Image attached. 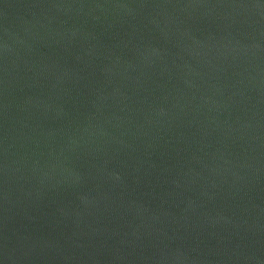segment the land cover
<instances>
[{
  "label": "water",
  "instance_id": "water-1",
  "mask_svg": "<svg viewBox=\"0 0 264 264\" xmlns=\"http://www.w3.org/2000/svg\"><path fill=\"white\" fill-rule=\"evenodd\" d=\"M0 264H264V0H0Z\"/></svg>",
  "mask_w": 264,
  "mask_h": 264
}]
</instances>
